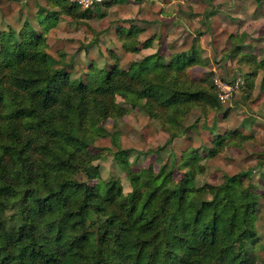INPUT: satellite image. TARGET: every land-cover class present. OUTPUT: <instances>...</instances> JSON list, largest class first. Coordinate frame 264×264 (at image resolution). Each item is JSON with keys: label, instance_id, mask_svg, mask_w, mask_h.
<instances>
[{"label": "trees", "instance_id": "1", "mask_svg": "<svg viewBox=\"0 0 264 264\" xmlns=\"http://www.w3.org/2000/svg\"><path fill=\"white\" fill-rule=\"evenodd\" d=\"M47 1L51 7L34 19L39 28L28 17L18 30H0V264H254L264 189L252 171L198 186L190 182L205 166L196 147L180 154V181L166 165L135 166L129 150L119 149L114 158L129 181L126 192L93 163L101 155L90 147L105 121L128 112L116 95L164 123L166 114L183 121L195 107L213 111L204 125L212 134L205 157L249 139L238 129L219 131L217 113L228 108L209 75L190 73L197 55L76 74L72 61L48 51L47 33L61 14L79 22L93 12L69 0ZM138 31L120 27L118 35L125 40ZM124 45L137 50L133 41ZM241 61L251 76L264 73V57L243 53ZM177 135L171 130L166 143Z\"/></svg>", "mask_w": 264, "mask_h": 264}, {"label": "rangeland", "instance_id": "2", "mask_svg": "<svg viewBox=\"0 0 264 264\" xmlns=\"http://www.w3.org/2000/svg\"><path fill=\"white\" fill-rule=\"evenodd\" d=\"M111 1H93L89 4L92 16L79 22L61 14L48 30V51L66 62L72 61L76 74L85 73L90 67L111 68L116 63L126 69L134 63L148 66L150 57L161 55L167 62L173 53L194 52L200 63L191 67L190 73L195 78L209 75L221 104L228 108L227 113H217L219 131L238 129L249 135V139L205 157L204 147L212 146V134L204 125L212 123L213 111L206 115L201 107H195L183 121L166 114L164 123L116 95V101L127 107L128 112L107 119L104 134L90 147L101 155L93 163L99 166L102 178H117L124 191L130 190L125 172L114 158L117 150L127 149L128 160L135 166L158 168L164 164L174 171L175 180L180 181L182 176L176 166L182 150L191 145L204 156L200 163L205 171L190 183L219 184L224 174L252 171L254 183L260 191L264 189V73L260 70L251 76L252 68L241 61L243 53L264 57V0ZM77 4L79 10L89 8ZM46 7H51L47 0H0V30L10 26L18 30L28 17L39 28L34 19L41 17ZM131 25L138 27V35L122 39L118 29ZM126 40L137 44V50H129L124 45ZM237 45H241L239 52L234 51ZM216 79L232 85L230 96H224L227 91L219 88ZM171 130L178 135L167 144ZM77 177L86 178L83 173ZM256 229L254 264H264V196L260 200Z\"/></svg>", "mask_w": 264, "mask_h": 264}, {"label": "built area", "instance_id": "3", "mask_svg": "<svg viewBox=\"0 0 264 264\" xmlns=\"http://www.w3.org/2000/svg\"><path fill=\"white\" fill-rule=\"evenodd\" d=\"M74 1H76L79 4H85L87 7H89V4L96 0H74ZM216 83L219 86V88H221L224 91H227V93L224 96H230L231 88H233L231 84L222 82L219 79H216Z\"/></svg>", "mask_w": 264, "mask_h": 264}]
</instances>
